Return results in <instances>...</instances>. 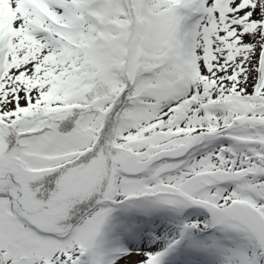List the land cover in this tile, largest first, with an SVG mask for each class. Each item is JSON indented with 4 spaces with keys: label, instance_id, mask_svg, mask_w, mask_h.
<instances>
[{
    "label": "snow or ice",
    "instance_id": "6c2138e0",
    "mask_svg": "<svg viewBox=\"0 0 264 264\" xmlns=\"http://www.w3.org/2000/svg\"><path fill=\"white\" fill-rule=\"evenodd\" d=\"M0 264H264V0H0Z\"/></svg>",
    "mask_w": 264,
    "mask_h": 264
}]
</instances>
